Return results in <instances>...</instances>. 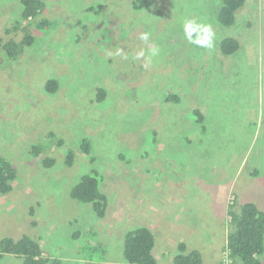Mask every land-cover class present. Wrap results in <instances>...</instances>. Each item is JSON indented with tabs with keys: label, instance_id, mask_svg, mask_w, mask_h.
Segmentation results:
<instances>
[{
	"label": "rangeland",
	"instance_id": "rangeland-1",
	"mask_svg": "<svg viewBox=\"0 0 264 264\" xmlns=\"http://www.w3.org/2000/svg\"><path fill=\"white\" fill-rule=\"evenodd\" d=\"M44 1L47 27L32 28L34 42L10 58L3 45L23 35L5 30L21 5L0 0V155L17 174L0 195V240L37 239L46 264H126L124 233L145 225L158 264L179 243L215 264L228 210L253 202L264 212V0H247L232 26L217 20L221 0ZM185 18L212 25L213 48L185 37ZM224 36L239 40L236 52L222 53ZM153 45L160 54L145 67L135 54ZM83 138L92 161L78 149ZM91 171L108 196L104 218L70 194Z\"/></svg>",
	"mask_w": 264,
	"mask_h": 264
},
{
	"label": "trees",
	"instance_id": "trees-1",
	"mask_svg": "<svg viewBox=\"0 0 264 264\" xmlns=\"http://www.w3.org/2000/svg\"><path fill=\"white\" fill-rule=\"evenodd\" d=\"M137 4H143L142 0ZM247 0H221V6L217 12V20L223 26H232L236 21V14L244 6ZM21 5L20 17L14 22L12 28L5 32L22 33V40L19 43L9 41L3 45L0 37V47L6 50L8 57L17 56L18 50L26 45H31L35 37L32 28H46L47 19L42 16L46 2L44 0H19ZM193 36V35H192ZM220 49L223 54L229 55L237 51L240 46L239 40L233 36H224L220 40ZM58 87L55 79H49L46 84L48 91L54 92ZM105 93L101 89L98 92V99L102 100ZM172 101H177V97L168 96ZM197 123H202L204 117L198 110L193 111ZM201 130H204L202 125ZM81 153L89 156L91 153V143L87 138H83L78 148ZM35 155H39L40 148L33 146ZM75 154L68 150L65 155L64 164L66 167L73 165ZM92 161L93 156H89ZM42 163L46 167L54 164V159L44 158ZM17 174L16 169L7 159L0 155V195L10 193L13 188V181ZM101 177L98 172L91 171L83 174L73 185L70 194L80 202L91 205L92 210L99 218H104L108 209V196L101 190ZM231 221V229L226 235L224 245L230 251L232 264H264V212H262L253 202L243 203L240 212L233 209L228 210ZM155 235L148 226H137L127 230L123 237V253L126 264H157L153 254L156 245ZM4 255L18 256L22 258L23 264H46L48 257L44 256L42 247L37 239L23 234L18 238L10 236L0 240V259ZM173 264H203L201 254L196 249H188L184 243L178 244V253L173 255ZM221 264V260L219 261ZM59 264V263H56Z\"/></svg>",
	"mask_w": 264,
	"mask_h": 264
},
{
	"label": "clouds",
	"instance_id": "clouds-1",
	"mask_svg": "<svg viewBox=\"0 0 264 264\" xmlns=\"http://www.w3.org/2000/svg\"><path fill=\"white\" fill-rule=\"evenodd\" d=\"M182 29L185 37L189 40L192 39L193 33L196 34V39L194 41L200 47H205L211 49L214 47V37L215 32L213 31L212 25L208 23L198 22L195 18H185L182 21ZM139 39L144 42L149 41V33L145 32L139 36ZM117 55L120 54V50H117ZM160 54V49L158 46L153 45L149 50L148 54H145V51L141 49L136 52L135 58L140 59L144 58L145 67H148L152 64L153 58L158 57ZM127 58V56H125ZM231 220V217H230ZM224 251V250H223Z\"/></svg>",
	"mask_w": 264,
	"mask_h": 264
},
{
	"label": "crops",
	"instance_id": "crops-1",
	"mask_svg": "<svg viewBox=\"0 0 264 264\" xmlns=\"http://www.w3.org/2000/svg\"><path fill=\"white\" fill-rule=\"evenodd\" d=\"M155 235V234H154ZM156 237V236H155ZM155 240H156V238H155ZM165 244V243H164ZM223 244L225 245L226 244V240L223 242ZM223 244H221V246H220V248H219V250L217 251V254H216V256H217V264H219V261L220 260H222L221 259V252L224 250V245ZM223 245V246H222ZM165 247V246H164ZM155 249V248H154ZM176 251H178V249L176 250ZM154 254V253H153ZM173 255H175V254H172V258H173ZM10 256H12V255H10ZM155 256V255H154ZM157 256H155V258H156ZM157 259V258H156ZM164 259V258H163ZM163 259H160V261H163ZM215 263V264H216ZM158 264V263H157ZM170 264H173V262H172V260H171V263ZM203 264H209V263H203Z\"/></svg>",
	"mask_w": 264,
	"mask_h": 264
},
{
	"label": "built area",
	"instance_id": "built-area-1",
	"mask_svg": "<svg viewBox=\"0 0 264 264\" xmlns=\"http://www.w3.org/2000/svg\"><path fill=\"white\" fill-rule=\"evenodd\" d=\"M223 259H222V264H232V259L230 258V251L227 247H225L223 251Z\"/></svg>",
	"mask_w": 264,
	"mask_h": 264
}]
</instances>
